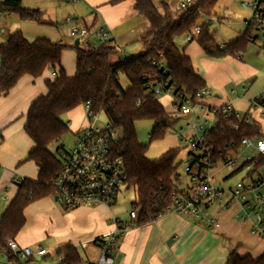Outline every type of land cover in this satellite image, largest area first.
I'll list each match as a JSON object with an SVG mask.
<instances>
[{"label":"trees","instance_id":"1","mask_svg":"<svg viewBox=\"0 0 264 264\" xmlns=\"http://www.w3.org/2000/svg\"><path fill=\"white\" fill-rule=\"evenodd\" d=\"M123 1L114 0L112 4ZM133 1L136 11L149 22V27L141 36L143 51L122 62L118 57L120 49L112 45V40L88 43L85 47L81 43L71 46L77 52L75 76L69 78L61 68L55 81L46 84L48 95L39 97L31 105L24 130L35 148L28 154L26 161L34 162L38 167V178L36 181L25 179L18 185L16 196L0 217V258L5 253L9 261L20 264L7 249V242L14 240L24 226L26 207L53 195L52 182L60 172L67 154L58 159L49 147L69 130L61 117L88 102L95 113H104L108 122L123 134L115 142L113 150L125 162L128 188L136 191L137 201L133 207L140 209L137 225L158 219L171 205L172 193L179 189L180 165L175 162L180 150L172 148L158 159H148V147L139 143L135 128L136 122L141 120L157 122L151 140L164 138L170 128L169 113L159 99L148 92L147 85L168 82L175 91L196 96L207 88L206 82L197 73L191 58L177 47L176 40L194 34V30L199 28L200 33L194 34L192 41L198 43L204 54L214 59L236 58L250 45L247 40L249 32L228 46H221L214 39L208 24L215 16L220 0H191L188 6L175 13L165 7L163 15L151 0ZM21 4L22 0H5L10 15L16 14L24 21L44 23L39 10L25 9ZM202 18L208 23L199 26ZM69 47L62 41L37 39L30 42L22 32L12 34L5 44L0 43V95L9 92L25 75L38 78L48 67L60 66L62 53ZM154 61L164 63L168 72L158 71L152 65ZM120 76L127 78L130 83L128 88L122 87ZM236 124L238 128L234 129ZM243 138H264L258 120L244 123L235 116L229 119L222 114L218 116L215 126L207 131L204 143L213 151L212 160L218 162ZM188 155L196 154L190 152ZM259 161L264 163V157ZM57 256L61 260L59 264L87 263L83 252L75 247L62 249ZM226 264H264V255L254 260L251 256L241 257L236 249L229 254Z\"/></svg>","mask_w":264,"mask_h":264},{"label":"crops","instance_id":"2","mask_svg":"<svg viewBox=\"0 0 264 264\" xmlns=\"http://www.w3.org/2000/svg\"><path fill=\"white\" fill-rule=\"evenodd\" d=\"M112 1L114 0H78L72 3L84 6L80 10L84 12L80 13V18H75L74 23L77 28L89 30L105 26L110 31L112 45L120 49L121 57H135L144 49L141 36L149 27V22L136 11L133 0L117 4H112ZM151 1L163 15L165 7L172 13L177 12L184 0ZM78 21L82 23L81 26ZM177 40V47L191 58L207 88L215 87L217 91L224 89L226 82L233 77L232 72L230 76L225 75L231 67V62L227 63V60L234 57L210 58L196 41L187 42L185 38L186 44L183 45ZM66 45L70 47L63 51L60 66L48 67L38 78L25 75L9 92L0 95V199L5 201L0 209L1 216L18 192L15 181H34L38 178V167L34 162L26 161L35 145L24 127L33 102L48 95L47 82L55 81L61 68L69 78L75 76L77 52L70 44ZM220 45L228 44L223 42ZM245 52L242 59L235 58L240 62L236 63L239 69L249 65L245 64ZM249 69H252L250 65ZM224 98L210 94L204 96L199 103L206 109L231 103L236 111L235 103ZM249 108L248 105L247 111ZM82 110H85L84 106L62 116L68 117V127L74 121L76 134L88 124L87 120L83 123L79 115ZM203 113L205 112L200 111V114ZM112 207L113 205H100L65 211L53 196L42 198L24 210L25 224L14 240L20 251L25 247L37 246L46 250L45 257L30 259L28 264H38L50 260V257L59 264L58 251L68 247L80 249L87 259L86 264H89L97 257L96 241L117 228L114 221L119 218L113 213ZM216 218L220 222L218 228L176 213L166 214L144 225H137L136 221L130 219L121 220L129 227L120 236L113 255L115 264H226L229 254L236 249L241 257L251 256L254 260L264 255V238L251 235L250 225L241 223L235 217L234 210L219 214ZM15 257L21 264L22 261L16 255ZM0 261V264H17L9 261L5 253H2Z\"/></svg>","mask_w":264,"mask_h":264},{"label":"built area","instance_id":"3","mask_svg":"<svg viewBox=\"0 0 264 264\" xmlns=\"http://www.w3.org/2000/svg\"><path fill=\"white\" fill-rule=\"evenodd\" d=\"M75 3L78 0H60ZM191 0H184L180 8H185ZM244 7L252 11L250 20L245 21L248 27L247 40L250 44L258 46L264 52V0H253L245 3ZM10 16L5 6V0H0V37L6 35L1 26L2 20ZM75 20L68 18L66 23L74 24L70 35L82 40L95 37L100 43L111 40V34L105 26H99L93 30L77 28ZM200 29L196 28L194 34L198 35ZM194 34H187L186 41L192 42ZM243 53L237 56L242 59ZM125 62L126 57L122 56ZM152 65L160 72L167 73L168 68L164 63L153 62ZM147 90L155 98L168 95L172 103L182 116H192L195 121L204 120V125L193 122V136L190 139V149L195 156H190L184 172L189 176L187 186L175 190L171 196V205L167 212L158 218L176 213L198 219L209 227H220L217 216L227 211L234 210L235 217L241 222L250 225V234L254 237L264 238V163L259 159L264 157V138H243L233 149L227 151L223 158L214 162L213 151L206 147L204 136L207 131L215 126L218 116L224 115L231 119L236 117L238 121L249 123L252 119L264 116V92L255 98L250 105L247 115H239L231 103L222 107L205 108L199 103L204 96L210 95V89L206 88L196 96L187 95L185 92H177L170 83H149ZM88 118L87 126L77 132V143L69 152L63 162L60 172L52 182L53 198L55 202L66 211H72L80 207L107 206L115 204L123 188L128 189V174L125 162L121 156L115 154L113 146L118 138V130L108 121L104 125L99 124V114L92 110L88 102L84 106ZM205 113L197 115L196 109ZM251 115V117H250ZM205 125H209L206 129ZM238 124L234 125V129ZM182 132V131H181ZM200 132H203L200 137ZM182 135V134H181ZM243 152H250L252 157L243 158ZM242 160V162H241ZM219 165L232 174L243 176L242 180L230 188L216 185V177L212 171ZM230 175L224 180H228ZM21 184L23 180H16ZM179 185V184H178ZM140 209L133 208L130 212V220L136 221ZM116 230L102 236L96 241L97 257L89 264H115L114 252L117 248L120 236L129 227L121 220L116 219ZM7 249L16 255L22 262L28 264L30 259L45 257L47 252L40 246L25 247L21 251L15 240H8ZM61 260L59 259V262Z\"/></svg>","mask_w":264,"mask_h":264},{"label":"rangeland","instance_id":"4","mask_svg":"<svg viewBox=\"0 0 264 264\" xmlns=\"http://www.w3.org/2000/svg\"><path fill=\"white\" fill-rule=\"evenodd\" d=\"M253 0H220L216 7V14L208 24V29L211 35L214 36L216 41L220 43L226 42L228 45L240 39L248 30L245 21H248L252 17V11L244 7L245 3L252 2ZM22 7L30 10H39L42 13L44 23H37L32 21H24L16 14H11L2 20L1 26L5 29L6 35L0 37V43L5 44L9 37L16 33L22 32L26 39L33 42L37 39H49L53 42H60L75 46L76 40L70 35L71 27L74 24L66 23L68 18H80V11L84 6L79 4H72L66 1L60 0H22ZM84 9V8H83ZM208 23L205 18H202L199 22V26ZM81 26L82 23L78 21ZM185 36L179 37L177 42L180 44H186ZM88 40V42H87ZM99 41L95 37H91L82 40L81 46L85 47L88 43L97 44ZM227 45V46H228ZM244 56H246L245 64H249L252 69H249V65L245 68L239 69L236 67L237 61L235 58H228L227 63L230 61V70L226 72V76H230L232 72V78L226 82L224 89L221 91L215 90V87H211L210 94H215L219 98H224L227 101L235 103L236 112L239 115H243L247 111L248 105L250 106L254 98H257L262 92H264V52H262L258 46L251 44ZM119 58L121 55L119 54ZM240 63V62H239ZM120 83L123 88L129 87V81L125 76H120ZM160 103L165 107L169 113L170 128L168 129L164 138L159 140H151V133L153 129L158 125L153 120H141L136 122L135 128L137 138L140 144L147 145L148 150L146 157L154 160L160 158L169 149L178 148L180 150L176 159V165H180L178 173L180 175L179 186L183 188L189 184L190 178L184 172V167L189 159L190 139L193 136V122L197 125H204V120L195 121L192 116H182L176 112L175 106L172 104V99L168 95H162L159 98ZM196 114L200 115V110L196 109ZM80 117L84 121H88L85 110L80 112ZM99 124L104 125L108 119L104 113L99 114ZM62 120L67 123L68 117H62ZM257 120L264 132V116L257 117ZM208 129L209 125H205ZM74 121L69 124L68 132L56 143L49 147L51 153H53L58 159H61L65 154H68L73 150L77 143L76 133L74 132ZM182 131V132H181ZM118 138H122V132L118 130ZM182 134V135H181ZM202 137L203 132H200ZM243 158L252 157L250 152H243ZM242 162V160H241ZM212 174L216 177V185L224 186L225 188L233 187L242 180L243 176L233 175L227 178L230 173L227 172L223 165H219L212 171ZM36 181V179H34ZM137 196L134 188H123L117 199V203L113 205V213L117 218L122 221L130 219V212L132 211L133 204L136 203ZM5 204V201L0 199V209ZM1 216V211H0ZM50 260L41 261L38 264H56V260L53 257ZM2 262V261H0Z\"/></svg>","mask_w":264,"mask_h":264},{"label":"water","instance_id":"5","mask_svg":"<svg viewBox=\"0 0 264 264\" xmlns=\"http://www.w3.org/2000/svg\"><path fill=\"white\" fill-rule=\"evenodd\" d=\"M75 46H79L80 45V41L79 40H76L75 43H74Z\"/></svg>","mask_w":264,"mask_h":264}]
</instances>
